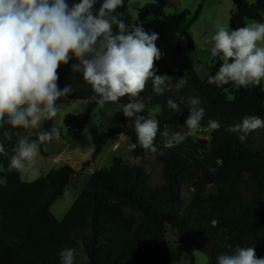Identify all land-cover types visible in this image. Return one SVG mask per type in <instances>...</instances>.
<instances>
[{"label":"trees","instance_id":"obj_1","mask_svg":"<svg viewBox=\"0 0 264 264\" xmlns=\"http://www.w3.org/2000/svg\"><path fill=\"white\" fill-rule=\"evenodd\" d=\"M129 1L124 0L117 9L127 25ZM169 1L152 0L139 8L137 24L150 17H165ZM233 1L236 8L230 18L231 30L247 25L248 20L264 23V0L252 4ZM100 3L102 0H97L94 7L98 9ZM199 12L200 8L183 28L182 36L189 38L188 29ZM188 14L184 10L180 16ZM189 49L195 50L192 40ZM178 51L181 53L179 48ZM74 63L73 57L68 65H60L59 87L69 85V77L80 75L71 71ZM221 63L219 57H213L209 75H215ZM155 64L158 75L187 77L188 84L181 92L194 89L203 97L205 117L199 127L209 128V119H222L224 131H213L216 136L211 140L189 134L193 131L186 127L189 111L174 96L171 98L180 104V111L168 108L166 101L170 97L166 93L157 95L149 81L146 87L155 104L163 107L162 114H158L160 129L168 127L170 132H182L186 137L180 144L165 148L158 132L154 144L160 147L157 157L162 163L163 183L153 186L142 166L114 156L110 167L89 176L70 210L58 220L51 206L64 195L75 170L65 164L31 182L21 181L20 171L7 172L11 148L17 137H24L28 130L13 129V140L6 146L9 156L0 155V177L5 180L0 184V264H60L59 253L65 248L75 249L76 264H173L169 234L177 237L193 263V250L205 253L210 264H217L220 254H230L237 246L254 247L257 256L263 257L264 154L251 150L236 134L226 130L245 115L264 118L263 82L251 90L232 83L217 88L207 83L209 75L201 79L191 67L168 64L162 58ZM94 95L87 84L67 97L88 102L87 112L92 113L99 103L92 98ZM141 97L144 101V91ZM127 99L121 98L117 103L124 105ZM5 127L11 126H0V134ZM53 128V118L44 119L29 139L36 140L38 132H51ZM89 133L95 155L120 135L127 136L134 145V157L152 154L139 145L133 122L127 123L122 115L110 119L106 129L92 128ZM40 149L45 154L44 146ZM183 185L192 189L187 200L181 195ZM213 220L218 222L215 227ZM79 252L84 257L79 258Z\"/></svg>","mask_w":264,"mask_h":264},{"label":"clouds","instance_id":"obj_2","mask_svg":"<svg viewBox=\"0 0 264 264\" xmlns=\"http://www.w3.org/2000/svg\"><path fill=\"white\" fill-rule=\"evenodd\" d=\"M96 2L0 0V126H11L0 134V155L9 156L6 146L13 140V129L35 128L42 119L51 120L57 115L58 101L73 91L71 84L58 86V70L73 57L76 63L71 65V71L82 74L95 93L94 100L103 105L128 98L122 111L133 122L139 145L146 152H157L154 141L158 132L165 148L186 139L182 132H170L168 127L161 130L158 113L146 109L141 97L149 81L157 95L173 87L181 90L188 84L185 75L173 78L157 74L155 62L162 56L156 43L159 34L136 23L129 30L123 13L117 11L124 0H102L98 9L94 7ZM210 43L211 55L222 63L215 75L207 77L208 84L223 88L232 83L248 90L261 86L264 23L231 31L218 27ZM179 101L190 113L186 127L198 129L205 117L200 98L180 96ZM166 104L171 110L180 111V104L173 98H168ZM208 127L218 131L221 124L209 120ZM259 129H264V118L245 115L226 130L244 142ZM58 136V130L53 128L51 132H38L36 140L17 137L6 171H22L34 165L40 146ZM217 223L213 220L212 226ZM59 256L60 264H76L74 248L61 250ZM217 264H264V257H258L254 247L237 246L230 254H220Z\"/></svg>","mask_w":264,"mask_h":264},{"label":"rangeland","instance_id":"obj_3","mask_svg":"<svg viewBox=\"0 0 264 264\" xmlns=\"http://www.w3.org/2000/svg\"><path fill=\"white\" fill-rule=\"evenodd\" d=\"M241 1L243 3L252 4L256 0H253L251 3H249V0ZM149 3H152V0H130L128 2L127 17L129 20V30L131 25L134 23L137 24L139 20L138 9ZM199 8L200 12L197 20L193 22L188 29L189 38L182 36L183 28L190 24ZM235 8L236 5L233 0H170L169 6L165 9V17L159 19L150 17L140 24H143L146 31H155L159 34L156 43L157 47L161 50V58L166 63L178 65L181 68L191 67L201 79H205L212 69L213 56L211 55V38L218 27L222 26L231 31L230 18ZM184 10H188L189 14L180 16V13ZM253 23L258 22L255 20L247 21V25ZM189 40L193 41L194 51L189 49ZM178 48L181 50V53H179ZM172 77L175 78L174 76ZM68 82L72 85L73 91L87 86L83 80L82 74L69 77ZM262 82L264 86V81ZM173 83H175V80ZM165 93L168 97L174 96L176 98L180 96H184L186 99L198 97L201 100L200 106L205 109L203 97L194 89L183 93L181 90H176L173 87L171 91H166ZM229 97L231 96L229 95ZM143 102L145 103L146 109H153L159 115L162 114L163 107L155 104L154 97L147 87L144 90ZM58 103L59 109L57 115L53 117L54 128L59 132L58 138L54 137L51 142H47L44 145L45 154H43L40 149L35 164L29 166L32 168L21 172V179L25 182H31L44 175L48 169L57 168L65 164L75 166V174H78V178L76 179H78L79 185L77 187L73 184L69 185L64 195L51 206V211L58 220H62L70 210L83 189V182L89 178L91 171L94 172L104 167H110L113 164L114 155H119L132 164L142 166L148 174L149 180L153 186H159L163 183L162 163L157 157L160 152L159 145H156L158 149L156 153H152L143 158H136L130 153V141L126 143L123 142L121 146L117 144L115 146L117 149L113 150L112 146L115 144V141L109 140L107 144L103 146L100 153L95 155V146L91 141V136L86 129L80 125L81 117L88 113V102L73 100L66 96L62 97ZM183 107L188 110L184 105ZM122 108L123 105L117 102H106L103 105L98 103L91 114L97 120L98 127L106 129L109 126V120L114 116H124ZM124 118L127 123L130 121L125 116ZM215 120H218L221 124L219 130L224 131L225 121L222 119ZM43 122L44 119L40 121L37 127H29L28 130L23 133V136H34L41 128ZM69 124L72 125L73 128H76L77 131L68 129ZM184 132H186V130ZM189 134L203 137L207 140H211L216 136L213 130L206 127H199L189 132ZM79 136H82V138L78 139ZM79 143L80 146H78ZM241 143L253 151L264 154V129L253 131L247 136L246 140ZM58 154L61 155V160L55 162L54 159ZM93 158H95V160H93ZM1 167L0 165V169ZM4 183L5 180L0 177V184ZM211 191L212 189H209V192ZM191 194L192 189L187 185H183L181 188L182 197L187 200L190 198ZM168 240L170 257L173 264H210L207 255L196 250L192 251L194 258L193 263L191 255L181 246L175 235L169 234ZM78 257L82 258L84 254L79 252Z\"/></svg>","mask_w":264,"mask_h":264},{"label":"crops","instance_id":"obj_4","mask_svg":"<svg viewBox=\"0 0 264 264\" xmlns=\"http://www.w3.org/2000/svg\"><path fill=\"white\" fill-rule=\"evenodd\" d=\"M86 131L89 133V130L88 129H86ZM90 134V133H89ZM91 136V135H90ZM29 137V136H28ZM82 138V136H79L78 137V139H81ZM91 141H92V138H91ZM113 141H115V144L112 146V149L113 150H115V149H117V148H115V146L118 144V146H121L122 144H123V142H127V141H130V139L127 137V136H125V135H120L116 140H113ZM78 146H80V143L78 144ZM133 148H134V145L131 143V141H130V145H129V149H130V153H132V150H133ZM114 156H119V155H114ZM113 156V157H114ZM125 159V158H124ZM55 160V162H59L60 160H61V155L60 154H58L57 155V157L54 159ZM93 160H95V158H93ZM125 160H127V159H125ZM0 165H1V163H0ZM68 165H70V164H68ZM60 166H63V165H60ZM59 166V167H60ZM72 166V165H71ZM73 167V169L75 170V166H72ZM30 168H32V167H27L25 170H27V169H30ZM58 168V167H57ZM78 168V167H77ZM53 169V168H52ZM49 170H51V169H48V171ZM23 171V170H22ZM22 171H20V179H21V172ZM48 171H46V173L48 172ZM46 173H44V175L46 174ZM93 172L91 171V174H92ZM90 174V175H91ZM76 178H78V174H74L73 175V177H72V179H71V182H70V184L69 185H71V184H73L74 186H78L79 185V181H78V179H76ZM76 179V180H75ZM88 179H86L84 182H83V188H84V185H85V183H86V181H87ZM21 181H23L22 179H21ZM23 182H25V181H23ZM68 185V186H69ZM67 186V187H68ZM83 190V189H82Z\"/></svg>","mask_w":264,"mask_h":264},{"label":"water","instance_id":"obj_5","mask_svg":"<svg viewBox=\"0 0 264 264\" xmlns=\"http://www.w3.org/2000/svg\"><path fill=\"white\" fill-rule=\"evenodd\" d=\"M80 125L85 129L98 127V122L91 113L84 114L80 119Z\"/></svg>","mask_w":264,"mask_h":264},{"label":"built area","instance_id":"obj_6","mask_svg":"<svg viewBox=\"0 0 264 264\" xmlns=\"http://www.w3.org/2000/svg\"><path fill=\"white\" fill-rule=\"evenodd\" d=\"M68 129H70V130H72V131H77V129L76 128H73V126L72 125H68Z\"/></svg>","mask_w":264,"mask_h":264}]
</instances>
